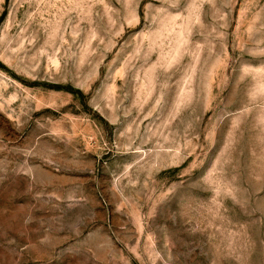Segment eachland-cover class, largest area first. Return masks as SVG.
<instances>
[{
  "label": "rangeland",
  "instance_id": "rangeland-1",
  "mask_svg": "<svg viewBox=\"0 0 264 264\" xmlns=\"http://www.w3.org/2000/svg\"><path fill=\"white\" fill-rule=\"evenodd\" d=\"M0 264H264V0H0Z\"/></svg>",
  "mask_w": 264,
  "mask_h": 264
}]
</instances>
